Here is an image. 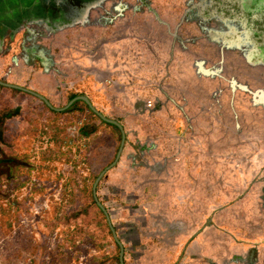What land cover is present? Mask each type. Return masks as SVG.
Masks as SVG:
<instances>
[{
	"label": "rangeland",
	"instance_id": "obj_1",
	"mask_svg": "<svg viewBox=\"0 0 264 264\" xmlns=\"http://www.w3.org/2000/svg\"><path fill=\"white\" fill-rule=\"evenodd\" d=\"M29 2L0 0V264H264V0Z\"/></svg>",
	"mask_w": 264,
	"mask_h": 264
},
{
	"label": "crops",
	"instance_id": "obj_2",
	"mask_svg": "<svg viewBox=\"0 0 264 264\" xmlns=\"http://www.w3.org/2000/svg\"><path fill=\"white\" fill-rule=\"evenodd\" d=\"M33 3H34V0H30V2H29V6H32ZM27 6H28V5H27Z\"/></svg>",
	"mask_w": 264,
	"mask_h": 264
},
{
	"label": "water",
	"instance_id": "obj_3",
	"mask_svg": "<svg viewBox=\"0 0 264 264\" xmlns=\"http://www.w3.org/2000/svg\"><path fill=\"white\" fill-rule=\"evenodd\" d=\"M83 99L90 105L89 101L86 98H83Z\"/></svg>",
	"mask_w": 264,
	"mask_h": 264
}]
</instances>
